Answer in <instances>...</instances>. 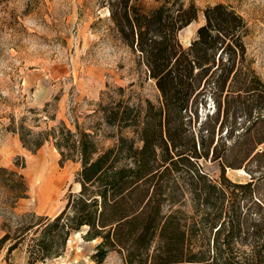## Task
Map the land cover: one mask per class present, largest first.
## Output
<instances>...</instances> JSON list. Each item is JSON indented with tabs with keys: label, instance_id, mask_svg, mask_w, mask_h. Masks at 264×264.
Segmentation results:
<instances>
[{
	"label": "trees",
	"instance_id": "trees-1",
	"mask_svg": "<svg viewBox=\"0 0 264 264\" xmlns=\"http://www.w3.org/2000/svg\"><path fill=\"white\" fill-rule=\"evenodd\" d=\"M104 5L119 39L138 53L160 102L147 103L140 122L128 118L127 107L120 117L118 106L107 111L106 122L132 128L134 138L119 137L102 151L88 134L71 133L61 124L35 135L21 126L9 127L25 150L33 152L51 141L60 164L78 162L80 189L53 219L1 236L0 250L9 241L11 252L35 227L39 237L31 259L57 257L69 234L86 227L83 239H98L90 256L96 264L109 251L120 254L124 264H240L234 246L243 236L252 238V256L243 264H264V199L257 197L264 180V81L247 57V23L229 6H209L195 39L183 48L178 33L197 19L192 2L162 0L148 11L138 0H104ZM205 94L216 106L210 118L214 125L222 117L216 142L213 125L190 128L196 99ZM227 139L234 151L231 164L219 153ZM209 155L220 167L218 180L197 164ZM226 168L244 170L250 181L230 182ZM3 177L13 208L25 198L26 186L20 175L0 168ZM185 190L196 215L173 209L183 203Z\"/></svg>",
	"mask_w": 264,
	"mask_h": 264
},
{
	"label": "rangeland",
	"instance_id": "rangeland-1",
	"mask_svg": "<svg viewBox=\"0 0 264 264\" xmlns=\"http://www.w3.org/2000/svg\"><path fill=\"white\" fill-rule=\"evenodd\" d=\"M162 0H138L146 10ZM198 9L197 19L178 33L187 48L204 24L203 11L215 4L229 6L243 17L248 34L244 39L247 57L256 75L264 81V0H181ZM160 94L147 78L138 53L117 36L108 18L104 0H0V168L20 175L26 186L25 198L9 207L7 177L0 180V237L13 236L24 228L53 219L65 206L68 196L78 193L79 163H59L51 141L29 152L22 148L16 133L23 127L31 135L57 128L88 134L98 150L113 146L119 137L134 138L132 128L106 122L107 111L131 110L128 118L144 119L147 103L158 106ZM196 116L190 128L211 124L215 142L220 137L219 123L211 121L216 106L209 94L196 99ZM214 118V115H213ZM139 119V120H138ZM140 122V121H139ZM220 144L219 153L233 163L231 139ZM136 146L141 143L136 142ZM209 178L218 180L220 167L208 159L197 162ZM233 183H246L244 170L225 169ZM264 199V180L257 191ZM182 204L173 209L196 215L191 194L185 190ZM245 210V208H244ZM164 212H168L167 207ZM87 228L67 237L57 257L33 261L35 227L23 234L15 248L7 252L9 241L0 250V264H96L90 256L98 239L84 240ZM235 242L239 263L252 256L251 237ZM244 238L246 240L244 241ZM52 249H56L53 247ZM260 251L264 260V248ZM31 252V253H30ZM99 264H124L120 254L109 251Z\"/></svg>",
	"mask_w": 264,
	"mask_h": 264
}]
</instances>
